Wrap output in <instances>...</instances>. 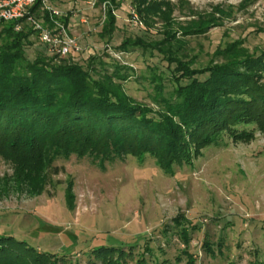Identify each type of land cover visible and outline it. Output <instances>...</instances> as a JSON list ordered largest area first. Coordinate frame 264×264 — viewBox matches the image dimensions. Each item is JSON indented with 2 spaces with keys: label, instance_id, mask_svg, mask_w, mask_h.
Instances as JSON below:
<instances>
[{
  "label": "rangeland",
  "instance_id": "374dc122",
  "mask_svg": "<svg viewBox=\"0 0 264 264\" xmlns=\"http://www.w3.org/2000/svg\"><path fill=\"white\" fill-rule=\"evenodd\" d=\"M117 2L118 30L109 41L99 36L104 12L96 0H48L69 16L82 49L53 63L80 66L94 79L116 72L125 95L157 110L160 87L172 97L175 66L157 51L119 48L127 37L162 40L161 23L146 31L135 11L131 19L135 1ZM147 3L166 4L178 39L189 32L183 60L193 59L195 70L264 54V0ZM29 41L26 57L33 62L44 47L36 36ZM235 128L252 137L223 133L171 173L150 155L103 166L90 158L60 159L61 173L41 196L16 185L12 166L0 159V237L25 240L56 259L67 256L59 264H102L91 256L100 245L132 252L127 264L142 257L146 264H189L183 242H190L191 264H264V132L254 124Z\"/></svg>",
  "mask_w": 264,
  "mask_h": 264
},
{
  "label": "trees",
  "instance_id": "16d2710c",
  "mask_svg": "<svg viewBox=\"0 0 264 264\" xmlns=\"http://www.w3.org/2000/svg\"><path fill=\"white\" fill-rule=\"evenodd\" d=\"M134 1L131 19L135 11L149 32L161 23L158 34L163 39L127 37L119 49L136 46L157 51L169 67L175 66L172 97L165 98L160 87L157 110L125 95L115 81H120L116 72L94 79L80 66L54 64L58 58L49 57L45 47L29 61L26 47L33 45L29 41L33 31L17 32V22H0L4 27L0 33V159L12 166L16 185L31 195L46 192L52 178L61 173L55 166L60 159L90 158L103 166L128 156L142 159L150 155L171 173L223 133L243 140L252 137L239 134L237 125L254 124L264 132V54L195 70L193 59L183 60L189 32L185 31L183 39L175 36L166 4ZM95 5L104 12L99 36L112 41L121 4L96 0ZM68 21L69 16L62 19L66 26ZM69 188L71 192L73 184ZM183 243L187 249L182 256H188L191 264L190 242ZM132 255L115 245H100L91 253L102 264H127ZM56 257L25 240L0 237V264H59L67 258ZM137 264H146L145 258Z\"/></svg>",
  "mask_w": 264,
  "mask_h": 264
},
{
  "label": "built area",
  "instance_id": "2783aa9c",
  "mask_svg": "<svg viewBox=\"0 0 264 264\" xmlns=\"http://www.w3.org/2000/svg\"><path fill=\"white\" fill-rule=\"evenodd\" d=\"M65 17L49 6L48 0H0V22H17V32L32 30L49 57L64 59L82 51L69 26L62 22Z\"/></svg>",
  "mask_w": 264,
  "mask_h": 264
}]
</instances>
